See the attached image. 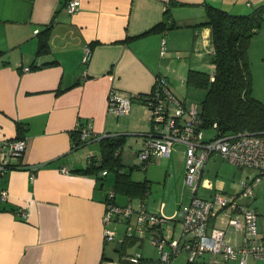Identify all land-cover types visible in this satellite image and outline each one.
<instances>
[{"label":"crops","instance_id":"1","mask_svg":"<svg viewBox=\"0 0 264 264\" xmlns=\"http://www.w3.org/2000/svg\"><path fill=\"white\" fill-rule=\"evenodd\" d=\"M68 1L0 0V148L3 140L19 135L17 122L23 124L21 134L26 139L22 156L9 158L10 164L26 167L0 170V189L7 193L0 203V264L125 262L126 244L134 243L136 237L143 238L128 231L118 236L117 223L129 224L132 216L139 235L161 234L180 241L182 232L177 234L176 229L182 221L175 212L192 197L191 187L184 183L186 146L176 141L168 156L154 157L144 167L141 162L129 165L132 156L130 149L124 153L125 144L130 147L135 144L137 156L144 135L151 128V114L139 100L131 102L127 114H115L108 109V92L115 87L125 94L148 93L154 88L156 75L163 74L176 94L165 72L178 59L174 54L186 48L199 51L201 36L210 72L213 69L209 28L193 25L204 19V3L236 14L248 13L264 3V0H78V9L69 12ZM168 7L177 26L145 33L162 20ZM47 26L48 50L37 54L39 32ZM86 46L90 47L91 55L85 64L82 57ZM188 57V70L203 71ZM77 122L89 125L96 134L125 135L120 151L115 152L120 156L118 171L129 180L143 183L144 191L137 186L130 190L125 186L116 188L114 168L115 174L106 169L103 176L100 172H82L91 158L101 160L102 147L99 140H90L73 148V134L78 136L74 130ZM216 155L219 154H212L206 162L197 195L211 197L216 192L236 190V183L230 190L225 179L216 177L212 181L205 176ZM33 167L36 168L31 177ZM174 169L183 174V184L190 191L183 189L181 196L165 197L166 185L172 177L170 171ZM215 172L218 174L219 169ZM109 191L115 194L113 203L133 208L131 216L105 224L103 215ZM252 198H245L244 203L256 211L251 206ZM260 206L262 212L256 211L259 232L264 231V202ZM141 207L169 219L159 228L151 224L140 227L136 219ZM212 223L225 230L228 242L234 245L243 242V232H236L227 223L226 215L217 216ZM105 228L113 230V239H105ZM117 253L120 259H112ZM204 255L203 261L208 260V264H239L238 260L226 261L220 253L201 256ZM245 264H264V258L247 255Z\"/></svg>","mask_w":264,"mask_h":264},{"label":"built area","instance_id":"2","mask_svg":"<svg viewBox=\"0 0 264 264\" xmlns=\"http://www.w3.org/2000/svg\"><path fill=\"white\" fill-rule=\"evenodd\" d=\"M66 7L69 12H74L79 7V1L69 0ZM90 55V47L86 46L82 63L86 64ZM134 94H125L118 88L111 87L108 92V109L117 115L127 114L131 102L135 99ZM145 101L146 103L143 104L151 114V128L144 135L142 148L137 152L143 167L154 157L168 156L176 141L186 146L184 183L191 187L192 197L188 203L181 204L179 210L175 212L182 221V239L169 240L161 234H155L152 243L158 250V258L148 260L140 252H136L127 256L125 262L103 260L100 264H140L141 262L175 264L174 257L183 250L187 253V262L196 261V258L204 253H220L226 261L238 260L239 264H245L247 255L264 258V231L258 230L257 213L240 201L243 198H251L253 184L264 178V134L246 131L224 133L218 131L214 123L212 128L216 130V134L206 139L203 135L198 104L193 102L188 104L187 100L177 98L169 90L163 74L156 75L154 89L146 96ZM74 130L83 144L107 136L106 133H94L89 125L81 122H77ZM25 148L24 137L3 140L0 148V170L2 171L4 165L9 163L10 157L22 156ZM215 153L240 168L256 170L255 175L240 180L241 189L238 193L216 192L211 197L196 194L206 162ZM99 161L100 159L97 158L95 164ZM35 168L33 167L31 177ZM106 173V169L100 171L102 176ZM114 195L113 191H109L106 196L103 215L105 224L112 220H125L133 212L130 205L120 206L113 203ZM6 196V190L0 189V203L5 201ZM221 214L227 216V223L236 232H243V242L240 245L228 242L225 230L212 223V220ZM168 219L167 216L147 212L141 207L136 220L140 227L151 224L159 228ZM104 237L107 240L113 239V230L105 228Z\"/></svg>","mask_w":264,"mask_h":264},{"label":"trees","instance_id":"3","mask_svg":"<svg viewBox=\"0 0 264 264\" xmlns=\"http://www.w3.org/2000/svg\"><path fill=\"white\" fill-rule=\"evenodd\" d=\"M205 17L193 24L195 27L209 28V41L212 47L210 63L211 72L189 69L186 82L205 89V95L199 106V117L202 127H212L214 123L220 132L237 133L252 132L264 134V102L252 94V74L248 59V47L251 37L259 30L264 22V3L254 7L244 14L231 13L211 3H204ZM170 8L163 13L162 20L145 31L168 29L177 24L171 19ZM49 26L39 32L37 54L48 50ZM158 75V74H157ZM167 81V79H166ZM168 83V81H167ZM155 85V84H154ZM169 90H171L168 83ZM154 89V88H153ZM148 93H135V99L146 103ZM174 94V93H173ZM179 98L176 94H174ZM181 99V98H179ZM183 100V99H182ZM19 135L15 139L23 138V124L16 123ZM76 132V131H75ZM125 140L124 134L103 136L99 139L102 147L101 160L95 164L96 158H91L83 173H99L102 169L116 170V188L124 187L127 190L133 186L145 190V185L129 180L125 173H120L119 153ZM83 145L79 136L73 134V148ZM26 167L15 164H5L4 168ZM28 167V166H27ZM113 201V200H112ZM188 264L196 263L187 262ZM203 264V263H202Z\"/></svg>","mask_w":264,"mask_h":264},{"label":"rangeland","instance_id":"4","mask_svg":"<svg viewBox=\"0 0 264 264\" xmlns=\"http://www.w3.org/2000/svg\"><path fill=\"white\" fill-rule=\"evenodd\" d=\"M204 36H201L199 39L198 45L199 51L191 52L190 48H186L182 50L179 54H174L173 57L178 58L173 61L172 64H170L169 69L170 71L165 72L170 77V84L173 88L176 95L183 99L187 100L188 104L190 102L200 104L202 99L205 95V89L199 86H196L194 84H188L186 82V75L188 72V61L189 57L191 56V59L197 63V65H200L202 67L201 69L206 72H210V66L208 62V55L206 53L205 44H203ZM162 54L165 53L164 47L162 48ZM248 59L250 62V69L252 74V94L259 99L260 101L264 102V22H262L261 27L259 30L251 37L249 47H248ZM166 67V66H163ZM137 100V99H134ZM216 134V130L212 127H203V135L204 137L210 138L213 137ZM136 145L133 144L131 147L128 143L125 144V151L130 149L129 154L132 156L129 165H133L134 163H139L140 160L137 156H135V149ZM211 166L209 167V172L205 174V176L212 179V181L215 180L216 177L223 178L227 181V189L232 190V186L234 183L237 185L236 192L240 190L239 188V181L240 179L247 178L248 176L254 175L255 170L250 168H240L232 163H229L227 161H223L220 157V155L213 156L211 159ZM216 168L219 169L218 174H216L215 170ZM138 169H134V172H137ZM184 173V172H183ZM110 174H115L113 169H111ZM170 174L172 177L169 179L168 184L166 185V189L164 192L165 197H175V196H181V192L183 189L190 191V188L188 186H185L183 184V174L181 172H178L177 169H174L173 172L170 171ZM231 184V188L228 187V185ZM185 186V187H184ZM187 187V188H186ZM229 190H226V193H235L234 192H228ZM155 195L154 192H152V196ZM255 196V198H254ZM251 206L253 208H256V211L262 212L261 210V202H264V178L260 180L254 187H253V198H252ZM243 202H245V198L242 199ZM113 224V223H112ZM112 224H110L112 226ZM118 224V236L123 235L124 233L133 232L132 234L136 236L143 237L142 239L134 238L135 242L131 244H126V247L124 248V256L132 255L136 252H140L142 256L145 259L151 260L156 259L159 256L158 250L155 245L151 243L152 234L147 235H139L137 233V230L134 228L135 225V216H132L131 220L128 223H117ZM128 227V229H127ZM131 228V229H130ZM126 231V232H125ZM182 232V225L178 226V229H176L177 234H181ZM108 247V246H107ZM204 256H198L196 258V263L192 264H202L203 262L205 264H208V260L203 261ZM123 257V256H122ZM112 259L118 260L120 259L119 254H113L111 256ZM203 261V262H202ZM174 263L175 264H188L187 263V253L183 250L179 252V254L174 257ZM203 263V264H204ZM140 264H146L144 262H141ZM214 264V263H212Z\"/></svg>","mask_w":264,"mask_h":264}]
</instances>
